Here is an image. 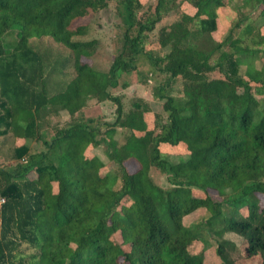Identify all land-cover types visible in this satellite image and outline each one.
<instances>
[{
  "label": "trees",
  "instance_id": "obj_1",
  "mask_svg": "<svg viewBox=\"0 0 264 264\" xmlns=\"http://www.w3.org/2000/svg\"><path fill=\"white\" fill-rule=\"evenodd\" d=\"M109 1L0 0V264H204L191 245L209 235L233 264L228 233L264 264V0H117L122 44L100 69L75 21ZM142 65L160 112L113 93ZM106 100L113 121L81 115Z\"/></svg>",
  "mask_w": 264,
  "mask_h": 264
},
{
  "label": "rangeland",
  "instance_id": "obj_2",
  "mask_svg": "<svg viewBox=\"0 0 264 264\" xmlns=\"http://www.w3.org/2000/svg\"><path fill=\"white\" fill-rule=\"evenodd\" d=\"M142 2H148L152 9L155 6L157 0H141ZM140 10L139 13H143L147 7ZM177 17L176 13L170 14L168 17L164 18L161 22L166 24L171 22ZM87 24L88 32L79 38L81 39H93L96 38L100 41L98 46V52L93 58H84L89 64H93L100 69H108L113 61L114 56L118 53L120 46L122 44V37L124 33L123 21L117 11V0H110L108 6L95 14L87 15L78 18L75 21V25ZM156 32L149 33V40L151 43H155ZM152 45V44H151ZM147 65L140 66L137 70L133 71L129 75L130 85L127 88L117 87L113 89L115 95H119L122 98L123 104L126 109L130 108L132 100L137 96L144 97L150 102L151 107L154 111H161V102L158 101L153 95V87L155 86V81L153 78L147 76ZM244 70V69H243ZM215 76H220L219 72L214 73ZM176 90L180 89V85L176 84ZM115 103L111 100H106L103 102L92 101L86 106L81 115L85 118L93 117L98 122L103 121H113L115 118ZM69 117L67 115L62 116V120H67ZM154 113L150 115V124H153ZM120 139H123V131L120 130ZM25 143L30 146L32 150L44 149L42 142H36L33 140H20V143ZM92 146L87 149V154L92 155V152L97 153L104 161H107L103 147H97L92 151ZM4 164V160L0 158V166ZM132 169L137 167V163L134 161L130 162ZM152 175L154 179L161 185L167 186L168 182L164 174L158 170H152ZM209 216V212L205 208H199L190 215L184 218V222L187 225H193L195 223L205 220ZM226 238L236 242L237 247L235 250L230 251V255L233 257V264H261V255L246 257V253L240 245L241 238L235 234L228 233L225 235ZM208 238V234H207ZM114 239L120 241V235L116 233ZM209 244H205L202 241L195 242L191 245L192 252H200L205 250L204 264H222L221 259L216 254L217 241L213 236L209 235ZM26 253L34 252L32 248L28 246L25 247Z\"/></svg>",
  "mask_w": 264,
  "mask_h": 264
},
{
  "label": "built area",
  "instance_id": "obj_3",
  "mask_svg": "<svg viewBox=\"0 0 264 264\" xmlns=\"http://www.w3.org/2000/svg\"><path fill=\"white\" fill-rule=\"evenodd\" d=\"M3 201H4L3 199L0 200V202H3Z\"/></svg>",
  "mask_w": 264,
  "mask_h": 264
}]
</instances>
